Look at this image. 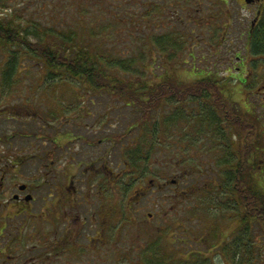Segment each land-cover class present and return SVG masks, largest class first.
Returning <instances> with one entry per match:
<instances>
[{"label":"flooded vegetation","instance_id":"flooded-vegetation-1","mask_svg":"<svg viewBox=\"0 0 264 264\" xmlns=\"http://www.w3.org/2000/svg\"><path fill=\"white\" fill-rule=\"evenodd\" d=\"M95 1L103 9L116 12L132 4L138 13L144 8L143 0ZM231 2L249 12L248 18L238 19L247 25L242 29L246 52H235V59H227L223 66L220 48L229 30L221 21L223 12L231 10ZM158 8L163 10L164 6ZM208 12L201 22L213 19L220 22L217 24L221 39L204 41L206 47L201 54L204 67L196 66L195 71L181 77L179 72L170 73L167 67L155 75L158 79L210 80L200 87L171 90L173 95L180 93V97L169 100L170 119L164 129L168 133L173 173H160V163L155 157L158 143L164 137L163 133L160 137L159 123L122 121L125 128L116 134L112 128L117 126L107 119L110 109L105 105V119L101 120L83 119L90 118L92 113L80 107V101L63 110L64 114L57 109L55 115H38L42 119V125L38 126L43 129L40 135L29 132L22 137H33L27 148L39 154L31 152L21 159L14 156L15 134L0 139L5 143L0 149V160H7L0 165V264L224 263L223 258L220 262L215 260L216 255L223 254L222 249L208 246L207 228L206 233H195L180 223L171 228L166 222L160 224L159 215L154 212H146L142 221L138 219L146 206H158L160 193L165 191L167 199H174V203L187 191L205 192L211 197L208 201L214 200L217 192L238 191V180H233L232 174L236 175L241 160L246 121L250 160L244 165L251 169L250 188L264 191V168L261 172L264 160L258 164L260 174L256 175L251 159L255 157V114L257 110L264 113V43L262 46L256 40L264 16V0H214ZM227 15L232 18L230 13ZM188 19L195 21L192 15ZM191 33L188 30L184 36V45L193 47L197 42L187 39ZM189 55L195 59L193 51ZM213 56L215 61L211 62ZM83 90L92 102L97 100L94 96L108 92ZM59 96L63 95L57 94L56 102L63 100ZM261 122L264 126V115ZM34 139L39 141L34 143ZM117 143L119 151L113 153ZM174 152L178 154L176 159ZM22 163L26 166L21 167ZM208 201L204 204L207 208L216 206ZM174 203L170 210L176 208ZM230 217L233 220L223 215L208 218L210 223L232 222V233L239 240L238 230L243 228L239 225L240 217ZM129 222L151 231L147 229L142 236L127 229ZM255 226L264 235L255 215L249 216L244 228L248 241L254 236ZM222 230L231 229L228 226ZM239 252L232 264H240ZM263 253L264 247L250 243L247 264H255L256 256ZM208 254L214 258L210 259ZM260 260L263 263L264 257Z\"/></svg>","mask_w":264,"mask_h":264},{"label":"rangeland","instance_id":"rangeland-1","mask_svg":"<svg viewBox=\"0 0 264 264\" xmlns=\"http://www.w3.org/2000/svg\"><path fill=\"white\" fill-rule=\"evenodd\" d=\"M143 2V11L138 13L133 4L116 12L103 9L95 0H0V12L12 13L19 18L23 27L32 23L30 29L36 27L39 32L48 33L49 30H52L57 35L63 34L66 37L72 35L74 46L89 47L100 53L107 66L116 62L125 65L126 68H123L125 70H115L124 79H134L136 76H141L155 81V75L163 72L164 67H167V70L174 75L179 72L180 77L188 75V71L203 68L205 59L201 54L206 47L204 41L210 42L221 39L218 21L213 19L212 22H201L202 16L209 14L208 11L213 8L214 0H192L191 3H187L185 0H143ZM161 5L164 6L163 10L158 8ZM230 5L231 10L227 13L223 12L221 21L226 24L229 30L225 42H223L224 46L220 48L222 52L219 59L223 66L227 59H235V52L240 51L241 54L246 52L244 48L245 36L242 29L246 28L247 25L240 23V21L249 17L248 9H240L235 2H231ZM198 7L200 10L197 11ZM228 13L231 14L232 18H227L230 16L227 15ZM189 15H192L195 21H199V25H196L194 20H189ZM239 18L241 20H238ZM188 30L192 32V36L187 39H190L191 43L197 42V44H193V47L184 45V36L188 35L186 34ZM29 36L32 38L34 35L30 34ZM53 40L57 41L58 39L53 37ZM191 51L195 53V59L189 55ZM7 53V47L0 46V69L1 64L7 59ZM210 60L211 62L215 61V57L213 56ZM19 64L21 72L16 75L18 80L10 85L8 90H4L0 80V139L5 140L12 133L15 134L12 139L15 143L14 156L23 159L31 152L33 155L39 154V152L27 148L29 139L33 137H22V134L29 132H36L40 135L43 129L38 126L42 125V119L38 118L40 117L38 115L45 113L55 115L57 109H60L58 111L60 114H64L63 110L67 111L66 109L70 105L77 104L78 101H80V107L83 106L92 113L90 118H83L87 120L105 119L103 112L105 106L106 108L109 107L107 119L117 126V129L116 127L112 128L116 134L125 128L123 127L125 123L122 121L135 120L138 116V111L135 108L125 106L109 92H103L97 97L94 96L97 100L94 99L92 102L89 94L84 93L83 90L88 88L83 87L79 81L70 78L68 75L57 72L52 74L51 80L49 77L44 78L46 70L41 68V63L31 55L25 54L20 59ZM57 94H62L63 96L59 97L63 100L56 102ZM82 100L85 102H81ZM262 113L263 111H256V114L263 119L264 113L263 115ZM167 116H169V110L165 106L164 109L157 110L148 121L159 123L160 137L162 132L164 134L163 139L161 138L159 141L160 144L158 143L155 154L160 163V173L171 174L175 170L169 163L171 151L166 139L168 133L163 128V125L167 124V120H165ZM33 119L40 123H35ZM46 119L49 120L51 117ZM38 141L33 140L34 143ZM122 142L125 143L126 140L124 139ZM2 144L5 143L1 140L0 149ZM114 151H119L118 143L115 147L113 146L112 152L114 153ZM174 153L176 159L178 154ZM259 155H256L257 160L256 157L251 158L254 161L256 175L260 172L255 163L261 164V160H264V155ZM4 161L7 160H0V165H3ZM25 166L26 163H22L21 167ZM178 171L180 170L178 169ZM262 171L263 169H261ZM167 193L168 191L160 193V201L157 207H153L151 204L146 206L142 211L144 213L138 214L139 221L146 217V212H154L155 215H159L160 224L166 222L167 226L170 224L173 228L180 223L179 225H185L195 233L199 231L206 233V228L208 231L211 229L208 216H222L221 207L217 214L215 206L207 208L204 205L205 201L208 200L205 192L187 191L186 194L184 193L185 195L183 194L176 200L178 203H174V199H167ZM173 203L176 205L174 211L170 210ZM210 203L215 204V202ZM217 224L219 223L217 222ZM230 225L233 227L234 224H228L222 220L219 228L222 230V227L225 229ZM127 229L142 233V236L146 234L147 229L151 231L149 227L144 229L141 225H131L130 222L127 223ZM244 234H247V230L240 228L238 230V243L242 256L249 258L250 243L257 242L259 246L264 247V235L257 230L256 226L254 236L250 241ZM208 257L213 259L214 255L208 254ZM223 257L224 254L216 255L215 260L221 261ZM228 257L230 258L229 255ZM262 257H264V253L261 257L257 255L258 261L255 264H263L264 262L262 263L260 260Z\"/></svg>","mask_w":264,"mask_h":264},{"label":"trees","instance_id":"trees-1","mask_svg":"<svg viewBox=\"0 0 264 264\" xmlns=\"http://www.w3.org/2000/svg\"><path fill=\"white\" fill-rule=\"evenodd\" d=\"M187 2V0H185ZM196 25L199 23L195 22ZM259 31L257 33V41H260L262 46L264 43V16L259 23ZM31 24H20L19 18L14 15L11 17H0V46L7 47L8 55L6 61L1 64L0 69L1 82L4 90H8L10 85L18 80L16 77L21 71L20 59L25 54L31 55L41 63V68L46 70V76L53 78L52 74L59 72L68 75L70 78L80 82L85 88L100 89L112 93L119 101L124 104H129L138 111L137 121H148L155 115V112L169 106V100L176 96L180 97V93L171 94L172 89L196 88L208 83L207 79L185 81L178 78L165 77L164 79L144 78L136 76L134 79H128L119 76L115 70H125V65L121 63H113L111 66L105 64V60L101 54L85 46H74L72 43L74 37L63 34H54L52 30L39 32L36 27L30 29ZM30 34L34 36L30 38ZM57 37V41L53 40ZM144 74V73H143ZM143 76V75H142ZM210 87V86H208ZM217 87H220L218 85ZM169 110V109H168ZM258 111V110H257ZM261 112V111H259ZM159 113V112H158ZM176 114L178 111L176 110ZM170 115L165 120H169ZM260 115L255 114V157L257 160L258 154L264 155V135ZM167 124L163 125V128ZM243 128L245 132L244 144L241 143V154L239 165L236 168L237 173L232 174L233 180H238L239 189L229 190L226 192H217L218 196L214 200L208 201L211 197L208 195V202H215L216 213L220 207L222 215L233 220L234 215L240 217V226L246 228V222L249 216L255 215L256 222L264 230V191L251 186V169L244 165L249 162L248 149V124ZM262 126V127H261ZM261 127V128H260ZM163 133V132H162ZM259 155V156H260ZM256 167H258V164ZM264 168V165L261 167ZM256 169V168H255ZM238 178V179H237ZM206 194V193H205ZM205 197V198H206ZM220 200V201H219ZM221 202V203H220ZM206 203V202H205ZM223 204V205H222ZM239 208V210L237 209ZM233 209H236L234 211ZM238 211V212H237ZM217 216L211 215L208 217ZM229 216V217H228ZM230 224V222H228ZM213 226L208 231V246H219L224 254L225 262L232 264L235 254L239 252L237 235L233 234L234 227L231 230H221L220 223H211ZM210 237V238H209ZM230 238V239H229ZM243 251V250H242ZM231 252V253H229ZM230 256V258L228 257ZM240 264H247L248 257H243L241 250L239 252ZM210 264V262L208 263Z\"/></svg>","mask_w":264,"mask_h":264}]
</instances>
